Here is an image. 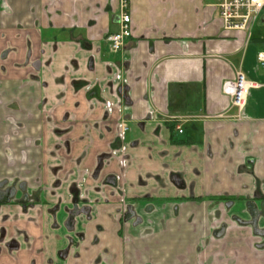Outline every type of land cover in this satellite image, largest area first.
<instances>
[{
	"label": "crops",
	"instance_id": "1",
	"mask_svg": "<svg viewBox=\"0 0 264 264\" xmlns=\"http://www.w3.org/2000/svg\"><path fill=\"white\" fill-rule=\"evenodd\" d=\"M117 11L0 0V264H264V27L129 0L112 51ZM238 70L261 84L240 119Z\"/></svg>",
	"mask_w": 264,
	"mask_h": 264
},
{
	"label": "built area",
	"instance_id": "2",
	"mask_svg": "<svg viewBox=\"0 0 264 264\" xmlns=\"http://www.w3.org/2000/svg\"><path fill=\"white\" fill-rule=\"evenodd\" d=\"M218 9L222 27L227 31L243 33V43L247 45L253 37L256 26L264 27V0H213ZM129 0H118L117 24L118 29L105 35V40L112 51H118L126 39L133 37L132 20L128 12ZM263 48L256 52L257 63L264 69V37ZM261 84L248 78L241 70L235 76L225 79L221 83V91L229 98L230 106L238 112L233 118H238L239 113L246 104V98L252 88ZM181 132V129L178 128Z\"/></svg>",
	"mask_w": 264,
	"mask_h": 264
},
{
	"label": "trees",
	"instance_id": "3",
	"mask_svg": "<svg viewBox=\"0 0 264 264\" xmlns=\"http://www.w3.org/2000/svg\"><path fill=\"white\" fill-rule=\"evenodd\" d=\"M170 128L172 129V125L170 126ZM173 142H175V141H173ZM176 142H179V143H188L190 141L186 140V141H176Z\"/></svg>",
	"mask_w": 264,
	"mask_h": 264
}]
</instances>
